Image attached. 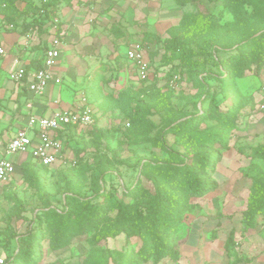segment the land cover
I'll use <instances>...</instances> for the list:
<instances>
[{"label":"rangeland","instance_id":"1","mask_svg":"<svg viewBox=\"0 0 264 264\" xmlns=\"http://www.w3.org/2000/svg\"><path fill=\"white\" fill-rule=\"evenodd\" d=\"M189 1L190 4H186L185 10L204 13L207 16H217L220 46L217 47L218 49L208 47L216 61H226L241 41L253 35H259L264 28V17L259 13V8L252 0L236 10H233L234 6L230 5L232 0ZM138 2L136 0L133 4H138ZM114 3L120 4L121 0H110L109 2L111 5ZM172 3L173 1L170 0H161L159 5L166 8ZM92 4L91 0H16L14 7L8 8L5 2L0 0V45L8 49L6 54L0 55V89L3 88L4 78L15 81L14 70L7 67L6 61L10 62L15 58L25 59L26 56L28 59L42 56L39 49L40 46L46 45L47 41H44L42 35L44 32L48 33L45 36L50 39L54 35L53 30L49 33L48 28H44V26L48 25L52 18L59 17L61 19L62 8L69 7L81 11L83 26L96 27L95 20V23L92 20L86 21L88 17H91L89 15ZM133 4H127L124 7L128 10L127 19L132 24L136 22L134 17L136 8L132 7ZM113 6H108L107 11H111ZM136 7L142 10L143 5ZM6 11L10 17L13 13L15 30H10L7 27V25H11L12 21L7 18ZM69 11L72 9L67 12L69 13ZM113 11L115 12L113 16H117L122 9L116 7ZM21 12L22 15H19ZM49 13H53V15L51 18L48 15L46 18H50L48 22H44L42 27L38 24L29 38L23 35V27L27 23L25 21L39 22ZM145 18L142 16L140 20ZM150 20L151 17H149V22ZM117 24V22L109 24L111 26H109L108 34L103 30L96 37L97 40L101 36L106 39L104 43L109 49H106L104 54L96 49L91 52L83 48L78 49L76 54L75 52L70 54L65 50L62 58V69L66 73L63 86H67L73 93L72 98L74 96L75 101H83L95 107L100 136L83 128L79 129L77 133L71 132L64 140L67 159L60 167H51L34 184L28 181L26 175L18 176L2 186L0 184V229L24 232L34 212H38L48 203L59 209H64L66 199L63 189L67 183L71 186L72 194L95 195L99 193L95 184L96 171L92 157L99 147V150L107 158L106 169L108 172L99 180L106 191L111 192L114 197L122 199L126 204H135V206H138L146 198L156 197L158 184L142 174L141 166L142 162L144 163L146 160L175 161L173 155L165 149L166 147L185 155V147L176 144V136L169 131L170 127L174 125V121H177L175 112L179 114L183 111L182 114H196L204 108L212 109L213 116L205 119L200 126L221 129L217 118L219 114L215 110L214 104L221 107V110H226L229 106L234 105L237 108L233 118L238 124V128L231 132L233 134L229 141L231 149L224 151L222 160L217 164L219 173L226 175V183L223 189L218 191V194L216 193L217 197L214 196L216 194L210 193L199 197L190 196L189 189L183 179H180L178 183L170 184L171 200H181L185 203L183 207L176 208V219L170 214V218L176 222V230L168 229L166 231L174 239L171 242V249L179 253L184 239L186 242V239L194 233L199 226L200 219L205 218V222L200 224L201 227L205 225L209 227V220L214 216L233 212L232 222L238 224L240 214L247 208L248 195L252 186L250 177L256 172L249 166L252 163H257L264 169V159L250 156L254 146L264 144V119L261 118L264 117V114L257 111L256 104L253 106L259 98V85L261 77L264 75V56L260 58L257 65L246 70L242 77L236 78L232 84L225 87L223 81L217 79L220 74L219 68L199 52L201 47L202 50L205 47L203 39L201 37L194 40L188 39L195 50L191 57L199 62L197 72L204 71L205 74L209 72L206 78L207 85L203 86L195 82L192 73L185 68V65L180 64L177 55L165 50L155 40L145 41L141 36L142 32L128 31L120 35L121 29ZM145 24L144 22L139 23L141 29L147 27L149 32L159 34L161 39L168 36L165 31L167 23L162 24V21L158 20L159 27L157 29H154L151 23L148 26ZM66 26L67 24H65ZM220 34L223 35L220 36ZM132 43L141 44L145 48L151 61L152 70L158 74L157 89L152 90V95H144L141 89L145 87V84L136 78L137 72L135 75L134 65L132 66L125 55ZM93 56L95 58H90ZM70 57L73 58L71 63H69ZM74 61L77 62L73 65ZM210 74L215 75L209 76ZM141 103L145 104L146 108L138 112L136 109L141 108ZM0 104L4 105L1 102ZM13 131L5 133V138ZM216 147L219 146L216 145ZM189 156L192 157L193 154ZM143 158L146 160L142 161ZM18 172L20 173L19 169ZM216 178L219 182L223 180L220 174H216ZM163 180L158 182L161 190L165 189ZM245 181H249L250 186ZM135 190H137V194L134 193ZM235 190H238L239 193L233 195L231 191ZM123 191L129 192L126 194ZM18 201L24 206L25 212L21 213L22 217H12L11 211L17 208ZM180 209L182 210L180 211ZM99 216H103V223L106 227L104 233L100 235L102 238L99 247L96 248L98 254L94 257V264H115L119 252H137L143 245V241L138 237L132 238L127 243L126 233L131 220L128 219L129 222L123 224V231L112 234L118 224L117 212L110 211L107 207L105 213L101 212ZM237 216L238 218H236ZM23 217H27L28 220ZM262 219L264 216L258 215L256 225H264V222L261 224ZM71 225L67 227L70 228ZM263 228L260 226L258 230L262 229L260 235L264 240ZM250 230L252 233L247 244L240 239L239 234H236L235 253L245 252V250L251 254L258 253L261 248V237H258V231ZM229 232L230 230L227 229L220 233L228 235ZM212 233L211 228H206L203 236L205 241L213 240V244L209 247L216 249L218 243L212 238ZM94 235H96L94 229L89 230L83 235L74 236L67 246L53 249L47 238L48 234L44 233L41 237L39 259L32 263L23 261L22 264H85L92 251L91 239ZM205 241H200L198 250L203 249ZM16 248L14 240L6 242L4 235H1L0 264H5L8 258L14 255ZM256 257L254 255L252 260Z\"/></svg>","mask_w":264,"mask_h":264},{"label":"trees","instance_id":"2","mask_svg":"<svg viewBox=\"0 0 264 264\" xmlns=\"http://www.w3.org/2000/svg\"><path fill=\"white\" fill-rule=\"evenodd\" d=\"M5 2L8 8L14 7L16 0H1ZM25 1V0H21ZM177 4L184 5L189 0H175ZM250 0H232L230 5L234 6L233 10L240 8L243 4L248 3ZM255 2L256 7L259 8V13L264 17V0H252ZM238 14V11H236ZM6 11L7 18L12 21L11 25H7L10 30H15L16 26L14 16ZM22 15V12L19 14ZM53 15V13L46 14V16L39 22L25 21L23 27V35L29 38L33 30L39 24L43 26L44 22H48L50 19H46ZM236 17V16H235ZM238 19V17H236ZM53 20V18H52ZM52 20L44 28L48 30L52 27ZM217 25V16H207L200 12H184L179 22L170 26L166 30L168 35L165 39H161L159 34L151 32H142L143 39L145 41H156L161 47L174 55H177L180 64L185 65V68L192 73L195 82L200 85L206 86V78L209 74H205L204 71H198L199 62L191 57V54L195 53L192 45L188 42V39H197L201 37L205 43V47L199 52L209 58L216 67L219 68L220 74L217 79H221L225 87L232 84L236 78L242 77L246 70L250 69L253 65H257L260 62V58L264 56V28L259 35H253L250 38L241 41L236 50L233 51L226 61H216L214 54L209 52L208 47L212 49H218L219 42V29ZM39 27V28H40ZM61 24L54 35L62 38ZM38 28V27H37ZM41 31V30H40ZM243 31V30H242ZM43 33V32H42ZM45 33V32H44ZM223 34H220L222 36ZM39 45V44H37ZM40 46V45H39ZM48 45L40 46L39 51L44 56L45 49ZM207 47V48H206ZM39 59H41L39 57ZM38 59L31 60L26 66L27 70L34 64L36 67H41V61ZM157 74V73H156ZM215 74H210L212 76ZM157 76L150 81L143 82L145 87L141 90L144 95H152V90L157 89ZM152 93V94H151ZM255 102V100H254ZM260 100H256L253 106L256 104V109L259 110ZM91 105V104H90ZM141 108L136 109L138 112L146 108V105L141 103ZM96 114V109L93 106ZM204 108V107H203ZM215 110L218 111L217 118L221 129L214 127H201L200 124L207 118L213 116L212 109H203L196 114L185 113L179 114L175 112L177 120L174 121L169 129L172 134L176 136L175 142L178 145L185 147V155L180 152H175L168 147L165 149L173 155L175 161H149L143 158L142 161V174L153 179L157 185L156 197L146 198L141 201L138 206L128 205L123 202L122 199L114 197L109 191H106L102 184L99 182L108 172L106 169L107 158L106 155L97 149L92 154L94 158V169L96 171L95 184L98 187L99 193L95 195H82L81 193H71L70 184L64 185L65 193V208L59 209L48 203L38 212H34V215L29 219V223L24 232H17L14 229L5 230L0 229V236L4 235L6 242H16V252L11 258L5 262V264H22L23 261L32 263L36 259H39L41 252L39 251L41 246V237L44 233H47L50 246L53 249H61L67 246L74 236L83 235L89 230L95 231V234L91 239L92 251L85 264H94V257L98 254L96 248L99 246L100 235L104 233V218L99 216L100 213H105L107 207L110 211L117 212L118 224L115 231L112 234H117L123 231V224L130 222L127 231V243L134 237H138L143 241V245L134 251L119 252V256L115 260V264H159L164 258L170 257L176 260L179 253L171 249V242L174 240L173 236L166 231L176 230L177 218L176 208L183 207L185 203L171 200L170 184L178 183L180 179L184 180L186 187L189 189L190 196H204L207 193L215 191L219 183L216 179L217 164L222 160L224 151L231 149L229 141L233 134V129L238 128V124L233 118L234 111L237 107L234 105L229 106L226 110H221L217 104H214ZM173 110V107H171ZM98 122V121H97ZM173 124V123H172ZM130 126V124L128 125ZM68 132L59 133L60 138L66 139V136L71 132L77 133L79 129H72ZM221 130V131H220ZM96 136H100V130L98 123L88 129ZM219 146V147H216ZM193 154L192 157L189 155ZM251 157L264 159V144L256 145L252 148ZM190 160L189 162L187 160ZM186 160V162H185ZM58 168V166H51ZM51 167L44 166L33 159H24L18 162V169L20 170V176L28 178L30 183H35L43 176ZM249 168L256 172L251 175L252 186L248 195L247 208L242 213L240 228V235L244 236L247 231L256 226V220L258 215L264 216V169L257 163H252ZM152 170V171H151ZM152 172V173H151ZM17 178V176L15 177ZM26 178V179H27ZM163 180L165 189L161 190V186L158 183L159 180ZM3 184H1L2 186ZM167 185V187H166ZM138 189V187H136ZM125 191H123L124 193ZM129 191H126L127 194ZM137 194V190L134 191ZM182 209H180L181 211ZM179 211V212H180ZM25 212L24 206L21 202H17V208L12 209V217H22L21 213ZM102 215V214H101ZM25 216V215H23ZM179 217V216H178ZM26 220L27 217H23ZM129 219V221H128ZM71 225L68 228V225ZM107 230V228H106ZM213 237L217 236V232L213 231ZM236 242V229L232 228L225 240V250L228 253L231 261L229 264H239L244 261L238 253L234 252ZM100 252V251H99ZM11 261V262H10ZM246 262H251L250 259H246ZM10 262V263H9Z\"/></svg>","mask_w":264,"mask_h":264},{"label":"crops","instance_id":"3","mask_svg":"<svg viewBox=\"0 0 264 264\" xmlns=\"http://www.w3.org/2000/svg\"><path fill=\"white\" fill-rule=\"evenodd\" d=\"M93 4L91 5V14L86 19L92 20L93 23H97L96 27H93L92 25L89 27L88 25L83 26V16L81 14V11L75 10L73 8L65 7L61 9V34H62V44H61V58L59 60L58 65L54 68V73L57 77H60L62 79L60 84L53 83L51 84L42 94H35L30 91L24 86H22L20 83L13 81L9 78H4L3 81V88L0 89V102L4 105L2 106L0 104V157L4 156V144L15 134L17 128L27 122V116L29 113V110L27 108V104L32 103L33 109L32 111H35L36 113L43 114L46 116H49L53 114L54 111L59 110H65V109H76L79 106H82L84 102L75 101V98L72 95L73 93L68 89L67 86L64 85L65 81V74L62 69V62H63V56L64 51L67 50L70 54L74 53L76 54V51L79 49L86 48L89 51H101L102 54H104L106 49H109L108 46L104 43L106 39H103L102 36L100 39L97 40V35L101 31L104 30L106 34H108L109 26L117 22L118 26L120 27V35L123 34V32H149L148 29L142 28L139 25V23L144 22L146 23L145 26H148L149 23L152 24L154 29H157L159 25L157 24V21H162V24H168L165 28V31L172 25H175L179 22L180 18L182 17L184 12H192L189 10H185L186 4H190L189 2L184 5H179L175 0L173 3L166 8H162L159 3L161 0H138V4H133L136 0H121V3L123 5H120L119 3H114L113 5L109 4L110 0H91ZM108 2V3H107ZM116 4V5H115ZM127 4H133V8H136L135 10V20L133 24L127 19V8H124ZM143 5L142 10L138 9L136 6ZM108 6H113L111 11H107ZM116 7H120L122 11L117 16H113L115 12L113 11ZM183 7V9H180ZM69 9H72V11L67 12ZM140 11V12H139ZM142 16H145L146 18L142 21L140 18ZM148 17V18H147ZM149 17H151V20L149 22ZM147 19V20H146ZM95 20V22H94ZM148 21V22H147ZM113 22V23H112ZM65 24L67 26L65 27ZM111 24V25H109ZM150 24V25H151ZM149 25V26H150ZM144 26V27H145ZM138 27V29H136ZM133 28V29H132ZM118 29V27H117ZM53 30V27L49 30V33ZM85 30V31H84ZM54 32V30H53ZM52 32V33H53ZM103 32V33H104ZM97 33V34H95ZM101 33V34H103ZM45 35H48V33H44L42 35V38H44V41L47 40L45 43L49 46L51 39L49 37H46ZM45 36V37H44ZM96 39V41H95ZM74 43L75 45H73ZM35 44V43H34ZM2 46V45H0ZM6 51L8 52V49L5 47ZM78 50V51H79ZM6 52V53H7ZM42 54V53H41ZM126 55V53H125ZM37 57L36 59L34 57H30L29 59L27 56L25 59H12L10 62L6 61L7 67H11L14 69L18 68L21 65L27 66L31 60L38 59L41 61V65L43 62V55ZM90 58H95L90 57ZM73 58H69V63H71ZM77 61H74L73 65L76 64ZM132 63L131 61H129ZM5 65V66H6ZM69 65V64H68ZM133 66V63H132ZM71 67V66H70ZM34 64L31 65L29 69H36ZM127 68V67H126ZM135 69V75H136V68ZM68 70V68H67ZM129 74V73H127ZM137 78V77H136ZM63 86V87H62ZM2 100V101H1ZM78 102V103H77ZM93 106V105H92ZM260 117V115H258ZM264 119V117H261ZM10 130H14L7 138H5V133L10 132ZM66 153V151H65ZM67 154V153H66ZM8 158L13 159L17 162L24 160V159H31L29 155H22V156H8ZM219 164V163H218ZM19 172L17 170V173L15 177L20 176L17 175ZM20 174V173H19ZM220 174L223 178L221 182H219L218 188L210 192V194H218V191L223 189V186L226 183L225 177L226 175L219 173L217 169V173ZM14 177V178H15ZM217 179V178H216ZM250 186L249 181H245ZM231 193L237 194L239 193L238 190H235L234 192L231 191ZM217 194L214 195L217 197ZM236 196V195H235ZM245 210V209H244ZM234 213H220L217 216H214L212 219L209 220L210 226H200V224L204 223V219H200L198 221L199 226L196 228L194 233H192L191 236H189L185 239L180 246L179 256L176 260H173L170 257L164 258L159 264H229L231 261V258H229L227 251L225 250V240L227 239V236L225 233H220L223 230H231L232 228L236 229V234H239L240 239L242 241H245L246 244L249 243V236L251 235L252 231L248 230L247 233L244 236L240 235V228L242 226L241 218L242 213L239 217V223L236 224V222H232V219L234 218ZM232 216V217H230ZM238 218V216L236 217ZM207 220V219H206ZM263 224L264 219L261 221ZM264 225H256L253 231H258V237L261 239L260 246L258 253H250L249 251L245 250L239 251V256L244 259L243 262L239 264H264V240L262 236L260 235V232H262V229L258 230V228ZM206 228H211L212 231L217 232V236L213 237L215 239L214 241L218 243V248H210L209 246L213 244V240L205 241V238L203 236L204 230ZM264 229V228H263ZM264 236V234L262 233ZM205 241V246L203 249L198 250V245L200 241ZM222 246H221V245ZM245 245V244H244ZM221 246V247H220ZM257 256L254 260L253 256ZM246 259H250L251 262H246Z\"/></svg>","mask_w":264,"mask_h":264},{"label":"built area","instance_id":"4","mask_svg":"<svg viewBox=\"0 0 264 264\" xmlns=\"http://www.w3.org/2000/svg\"><path fill=\"white\" fill-rule=\"evenodd\" d=\"M59 23L61 19L55 17L52 21L54 32ZM52 37L50 45L45 49L41 67L27 70L25 65H21L13 72L14 80L35 94H42L51 84H60L62 81L54 73V68L62 55V39L56 35ZM6 52L5 47L0 46V55ZM126 57L136 68L138 80L146 82L157 76L141 44L132 43L126 51ZM259 100V110L264 114V75L259 85ZM27 108L29 110L27 122L19 126L15 134L4 144V156L0 157V184L13 180L18 170L17 162L8 156L29 155L31 159L44 166L62 165L67 159V154L64 140L60 138L59 133L68 132L69 128L90 129L97 124L95 110L88 103L76 109L54 111L49 116L32 111V103L27 104Z\"/></svg>","mask_w":264,"mask_h":264},{"label":"bare ground","instance_id":"5","mask_svg":"<svg viewBox=\"0 0 264 264\" xmlns=\"http://www.w3.org/2000/svg\"><path fill=\"white\" fill-rule=\"evenodd\" d=\"M78 103V102H77Z\"/></svg>","mask_w":264,"mask_h":264}]
</instances>
